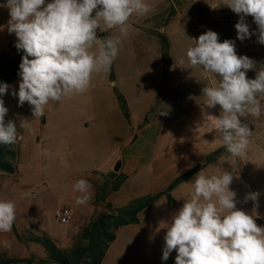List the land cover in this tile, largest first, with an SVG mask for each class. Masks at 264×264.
<instances>
[{
  "label": "clouds",
  "instance_id": "9594fccd",
  "mask_svg": "<svg viewBox=\"0 0 264 264\" xmlns=\"http://www.w3.org/2000/svg\"><path fill=\"white\" fill-rule=\"evenodd\" d=\"M223 6L239 16L237 39L257 36L264 45V0H223ZM221 5L213 6L218 8ZM9 13L7 30L15 34V47L22 50L19 64V105L28 103L34 117H42L50 101H60L72 93H84L94 73L107 72L119 54L121 40L101 37L98 32L118 29L127 35L130 18L147 17L154 8L145 0H6L0 4ZM252 17L256 30H250L246 17ZM186 51L188 63L203 73L219 77L215 86H204L205 106H220L214 130L221 144L234 157L246 155L252 130L242 118L264 114V69L257 70L248 56L238 55L233 40L219 41V34L207 30ZM95 46V50L94 49ZM255 70L254 79L247 77ZM9 85L0 83V96ZM8 109L0 99V145L18 139L14 121H5ZM208 117V116H207ZM233 173L205 175L198 172L192 182L191 198L172 215L163 237L162 260L175 251V264H264V227L258 218L236 207V192L230 190ZM80 193L77 205L89 200L90 184L80 179L74 184ZM249 193L245 201H256ZM65 212V216H70ZM16 205L0 200V233L12 230ZM9 247L7 241L3 244Z\"/></svg>",
  "mask_w": 264,
  "mask_h": 264
},
{
  "label": "crops",
  "instance_id": "0c3cea01",
  "mask_svg": "<svg viewBox=\"0 0 264 264\" xmlns=\"http://www.w3.org/2000/svg\"><path fill=\"white\" fill-rule=\"evenodd\" d=\"M180 1L191 7L187 8V11L177 12V17H186V19L200 17V29H198L200 35L207 30H212L219 34L221 42L220 7L212 8L220 3L215 0H206L203 3L206 5L205 11L200 12L199 16L193 11V6L201 4L200 1L203 0ZM145 2L155 11L147 17L135 15L131 17L127 35L120 34L118 29L98 32L99 36L112 35L121 40L119 54L112 64L113 81L109 79V71L94 73L90 86L84 93H72L60 101H50L42 117H34L31 106L28 103L19 105L18 96L12 94L14 91L18 93L21 78L9 83L7 94L3 95L4 105L8 109L5 119L14 121L17 126L18 139L14 143L18 150L17 162L41 161L49 165H59L64 172L67 169L70 170L73 165H89V170L83 178L91 186L88 202L77 205L78 193H74L73 199L69 201L71 211L75 208L80 218L79 230L74 235L72 244L80 230L88 224L94 213L100 210L97 196L104 183L102 175L114 172L115 165H119L118 173L125 175L126 181L117 192L110 194L106 201L112 207L123 206L136 197L131 190L127 189L128 187L133 189L132 183L135 180L148 179L150 182L164 180L167 167L173 164L176 155L186 154L188 147L196 146L197 143L200 145L202 133L200 132L197 136V140L194 139L195 137L189 138L187 121L200 130L204 124H207L208 133L215 131L216 121L211 116H219L220 110L217 112V109H220V106L207 108L204 105L206 98L203 97L202 88L215 86L218 81L214 74H208V76L204 74L203 82L199 83L195 76L176 68L177 57L174 55L172 42L173 26L171 22H165L167 18L165 8H167L166 5H170V1L145 0ZM4 3L6 0H0V4ZM189 9L192 12L188 11ZM159 19L165 21L158 27L154 26V21ZM247 19H249L247 23L250 25V30L255 31L257 26L252 17L249 16ZM8 20V10L0 8V53L8 49L9 43H16L17 40L15 34H10L7 30ZM190 29L182 25L181 32L185 38L189 35ZM149 30L154 32L149 34ZM157 33L164 34L170 43L171 65L165 77V93L162 90L164 64ZM227 36L230 39L235 38L237 32L232 28L228 29ZM253 36L255 38L251 37L240 42L242 49L238 46L235 49L238 55L243 56L244 53L256 63V59L262 60L263 45L259 46L257 36ZM189 47L187 45L185 51ZM259 63L262 66V61ZM255 72V70H249L246 75L251 79ZM113 88H116L125 99L129 113L128 120L119 109ZM210 144L214 146L211 152L224 147L218 139H212ZM175 178L158 192L165 190ZM123 191H126V194L118 200ZM150 207L140 213L137 225L121 227L116 231L115 240L107 249L101 264H108L113 259L114 245L119 234L130 233L131 227L141 225V215L149 211ZM24 228L27 226L15 220L10 232L0 233V249L13 252L29 244L24 242L20 235ZM14 230L19 239L15 237ZM126 238L133 241H127L124 245L127 243L134 246L141 241L153 243L143 238ZM5 241L9 243V247L3 246ZM12 255L13 258L18 259L28 258L31 255L38 259L45 258V254L35 256L30 252L24 256ZM134 264H142V261L139 260ZM160 264H170V262Z\"/></svg>",
  "mask_w": 264,
  "mask_h": 264
},
{
  "label": "rangeland",
  "instance_id": "374dc122",
  "mask_svg": "<svg viewBox=\"0 0 264 264\" xmlns=\"http://www.w3.org/2000/svg\"><path fill=\"white\" fill-rule=\"evenodd\" d=\"M215 1L221 5L219 9L221 14V42L225 39L233 40L235 42V48L238 46L242 49L241 41L236 36L231 39L227 36L228 29L232 28L236 31L235 24L238 22L239 16L228 7L223 6V0ZM205 2L206 0H203L202 2L200 1L201 4L193 6V11L198 13L199 16L200 12L205 11L206 5L203 4ZM166 6V21L159 19L154 21L153 25L158 27L164 21L172 23V42L174 55L177 57L176 68L179 71L184 70L186 74L195 76L199 83L200 81L203 82V70L200 67H192L188 63L185 51L187 45L190 47L193 45L191 39L198 38L200 35V30H198L200 29V17H194L192 19H186V17L181 16L177 17V12H181L182 10L187 11V8L191 7L180 0H174L173 5ZM170 7L171 10H169ZM190 9L188 11L192 12ZM246 22H249L247 17ZM182 25L191 28L187 38L181 32ZM153 32L149 30V34ZM252 37L255 38V36ZM258 45L261 46L262 44L258 42ZM261 53L262 60L256 59L257 70L264 69V45ZM243 56H245L244 53ZM259 61H262L263 67L260 66ZM255 75L256 72L251 79H254ZM215 78L219 82V77L215 76ZM0 99H3L5 102L3 96H0ZM260 99L264 103V97H260ZM219 110L217 109V112ZM242 119L253 132L246 155L243 157H234L224 147V155L215 164L200 171L209 176L220 175L224 171L233 173L234 179L230 185V190L235 191L237 194V209L257 216V224L264 227V114L259 118L249 115ZM187 124L189 126V138L195 137L194 139L197 140V136L200 135V132L202 133V136H200V145L197 143L196 146L188 147L186 154L176 155L173 164L167 167L163 177L165 178L164 180L162 179L156 182H150L148 179L141 181L135 180L132 183L133 189L129 187L127 189L131 190L136 197L161 191V188L178 174L186 172L191 167L201 166L204 162V156L211 153V150L214 149L210 141L212 139H218L220 141L218 132H207V124H204L201 130L194 124L188 123V121ZM198 150L200 152H197ZM88 170L89 165L87 164L73 165L70 170L67 169L64 172L59 165H49L41 161H36L35 163L16 161V170L13 175L0 173V200L14 202L16 205V222L27 226V228L22 229L21 237L26 239L32 235L44 236L50 238L54 243L56 241V246L62 251L69 249L72 246L74 235L78 233L80 221L79 213L76 209H72L74 212L71 211L69 201L73 199L74 193H78L74 190V184L76 181L83 179ZM194 176L190 177V179L172 191L175 200L173 206H168L165 199L160 198L158 202L149 208V211L141 215V225L131 227L130 233L121 232L119 234L118 240L114 245L115 250L112 256L113 259L109 262L110 264H134L139 260L142 261V264H160L166 261H169L170 264H175L177 254L175 251L170 254L166 261L162 260L163 237L166 233V224L164 222L170 221L172 215L182 207L184 201L191 198L193 189L190 183ZM249 193H258L257 200L245 201V197ZM125 194L126 191H123L118 197V200ZM63 208H67L71 212V221L66 224L56 219V213ZM126 237L143 238L146 241L151 240L153 243L140 240L141 242L134 246L127 245V243L124 245L127 241H133L127 240L129 238ZM27 252L33 253L35 256L45 254L44 249L35 243H29L21 247L18 251L15 250L13 252L0 249V254L6 257H13L12 254L24 256Z\"/></svg>",
  "mask_w": 264,
  "mask_h": 264
},
{
  "label": "trees",
  "instance_id": "16d2710c",
  "mask_svg": "<svg viewBox=\"0 0 264 264\" xmlns=\"http://www.w3.org/2000/svg\"><path fill=\"white\" fill-rule=\"evenodd\" d=\"M169 1L171 5L174 4V0ZM100 36L104 37L103 35ZM156 36L159 39L162 51L161 59L164 64L162 90L165 93V77L171 65L169 56L170 43L164 34L157 33ZM23 55V51L17 50L15 43H9L8 49L0 53V83L9 84L20 78L18 75L19 64ZM109 72V79L113 81L112 66ZM113 92L118 101L120 111L125 119L128 120L129 113L124 97L116 88H113ZM223 155L224 147L211 152L205 156L201 166H194L187 172L176 177L162 192L134 198L120 207H112L106 200L110 194L120 189L127 177L118 173V171L102 175L104 183L97 196V204L100 210L96 211L90 218L88 224L80 230L69 249L62 251L48 237L38 235H32L26 239L22 237L24 242L40 245L45 251V258L38 259L30 256L28 258L18 259L0 254V264H101L107 249L115 240V234L119 228L137 225L139 223L140 213L158 202L160 198H164L168 206H173L175 200L172 196V191L198 171L215 164ZM17 160L18 150L15 144L0 145V173L13 175L16 170ZM14 235L18 238L15 230Z\"/></svg>",
  "mask_w": 264,
  "mask_h": 264
},
{
  "label": "built area",
  "instance_id": "2783aa9c",
  "mask_svg": "<svg viewBox=\"0 0 264 264\" xmlns=\"http://www.w3.org/2000/svg\"><path fill=\"white\" fill-rule=\"evenodd\" d=\"M65 212H70L69 209L63 208L56 213V219L61 223H69L71 221V215L66 217ZM71 213V212H70Z\"/></svg>",
  "mask_w": 264,
  "mask_h": 264
},
{
  "label": "water",
  "instance_id": "95a60500",
  "mask_svg": "<svg viewBox=\"0 0 264 264\" xmlns=\"http://www.w3.org/2000/svg\"><path fill=\"white\" fill-rule=\"evenodd\" d=\"M118 169H119V165H118V164H116V165H115V167L113 168V171H114V172H117V171H118Z\"/></svg>",
  "mask_w": 264,
  "mask_h": 264
}]
</instances>
